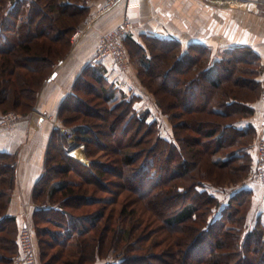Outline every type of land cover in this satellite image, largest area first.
<instances>
[{
    "label": "trees",
    "instance_id": "1",
    "mask_svg": "<svg viewBox=\"0 0 264 264\" xmlns=\"http://www.w3.org/2000/svg\"><path fill=\"white\" fill-rule=\"evenodd\" d=\"M88 2L0 0L2 115L36 111L45 84L72 50V36L89 13ZM130 38L125 39L130 57L144 80L156 82L155 95L165 101L160 97L159 106L173 136L164 137L157 119L136 108V96L128 97L100 67L89 66L60 112L65 125L77 133V144L85 146L89 163L72 157L67 141L52 143L34 192L39 207L33 220L43 264H94L111 253L115 261L110 264H132L139 257L130 244L146 252L140 242L151 239L133 235L130 223L137 222V210L132 208L142 202L157 214L161 201L167 209L158 211V230L178 237L171 242L167 235L162 240L169 242L167 250L148 251L139 262L264 264V220L258 216L248 226L254 193L239 189L255 164L251 149L258 130L240 123L256 114L255 104L262 97V57L250 46H237L211 63V50L201 44L184 51L178 41L147 36L145 48ZM105 129L112 147L110 163L103 164L92 157L108 148L102 140ZM17 171L18 155L0 152V264H12L19 253L20 227L9 213ZM72 172L81 181L70 179ZM109 173L125 182L118 185L122 192L134 196L126 195L119 212L111 207L113 197L97 198L87 187L104 191L100 186ZM234 181L241 182L226 186ZM78 201L102 207L78 214ZM43 223L57 230L43 228ZM55 248L49 256L48 249Z\"/></svg>",
    "mask_w": 264,
    "mask_h": 264
},
{
    "label": "crops",
    "instance_id": "2",
    "mask_svg": "<svg viewBox=\"0 0 264 264\" xmlns=\"http://www.w3.org/2000/svg\"><path fill=\"white\" fill-rule=\"evenodd\" d=\"M60 1L73 3L75 0ZM103 2L89 0V13L74 32H79V35L75 38L74 34L72 36V50L58 65L55 77L45 84L36 111L23 115L15 129H0V152L18 155L16 187L9 213L17 218L19 227L25 222L33 224L34 211L39 207L34 192L45 173L47 154L52 143L67 141L71 146L69 154L83 163H89L85 146L74 145L63 134V129L77 133L73 126L65 125L60 117L63 104L74 94L78 80L89 66L100 67L128 97L136 96V108L139 111L151 113L152 107L157 108L153 94L141 83L135 60H131L130 69L125 73L119 71L111 59L95 60L101 36L114 29L123 19L128 18L133 24L132 32L128 35L130 39L145 48L147 36L178 41L184 51L193 44H201L211 50V63H215L237 46H250L260 54L264 65V15L251 6L252 0H138L131 6L124 1L100 15L99 8ZM255 106L256 114L240 125L245 127L253 124L259 136L263 100L256 102ZM158 108L162 113L161 108ZM256 142L257 139L251 149L255 162ZM250 179L241 184L239 189L253 191L250 214L255 219L262 216L264 220V186Z\"/></svg>",
    "mask_w": 264,
    "mask_h": 264
},
{
    "label": "rangeland",
    "instance_id": "3",
    "mask_svg": "<svg viewBox=\"0 0 264 264\" xmlns=\"http://www.w3.org/2000/svg\"><path fill=\"white\" fill-rule=\"evenodd\" d=\"M254 2L251 3V6L252 7H255V10H258V12L262 15H264V2H260V1H257V0H252ZM1 8V6H0ZM126 46V45H125ZM127 49V47H126ZM128 51V50H127ZM129 54V52H128ZM129 57H130V54H129ZM131 57H130V63H131ZM138 71H139V68H138ZM175 74V73H174ZM263 75H264V68H263V71H262V74H261V79H263ZM139 76L141 78V83L143 84V86L145 88H147L152 94H153V98L155 100V102L157 103V108H153L152 107V112L150 113V120H154V119H157V121L159 122V127H160V131H161V134L166 137V138H172V134H173V127H172V124L171 122L169 121L168 117L163 114V112L161 113L160 109L158 107L159 106V98L161 97V95L159 96H156L155 95V91L157 89V85H156V82L152 81L148 83V81L144 80L143 77L140 75L139 73ZM163 94V93H162ZM162 99V97H161ZM262 99V97H261ZM260 99V100H261ZM163 100V99H162ZM163 103L165 104V101L163 100ZM176 110V109H175ZM174 110V111H175ZM141 112H144V111H141ZM176 112V111H175ZM21 114V113H20ZM162 114L164 117H162ZM23 116V115H22ZM189 116L186 115L185 117V120L188 119ZM100 122V121H99ZM104 132H102V140L108 145V148L105 149V150H101L99 151L96 155H94L92 158L95 160V161H98L100 163H110V157H109V153H111V147H112V143H111V139L107 136V129L105 130H102ZM77 135V134H76ZM78 137V135H77ZM258 139V137H257ZM74 145H77V141L74 143ZM197 147L198 150H200L201 153H203V149L200 148L199 146H195ZM199 152V153H200ZM87 160H89L87 158ZM255 165V164H254ZM253 170V171H252ZM252 170H251V175L249 174L247 177V181H249L250 178L253 179V172H254V167L252 166ZM82 173H86L87 175L88 172L87 171H84ZM69 178L72 179V180H75V181H81L80 180V177L78 176V174L76 172H72L70 175H69ZM89 178H93L92 176H89ZM106 181H105V185H102L100 187H103L105 190L104 191H96L97 189V186H93V185H90V186H87L89 189H91V194H93L95 197L97 198H101V197H113L115 199V203L111 206L113 209H115V212H119L121 209H122V206L124 204V200H125V197L127 194H131L133 196L132 193L128 192V191H123L122 192V188L118 185H120V183H125L124 181H121L117 175L115 173H109L107 176H106ZM251 180V179H250ZM254 180V179H253ZM241 182V181H240ZM238 181H234V182H228L226 184V186L228 187H234L236 184L240 183ZM244 182V181H243ZM245 183V182H244ZM127 184V183H126ZM214 191V190H213ZM218 195L223 198L224 196L220 193H218ZM134 198V196H133ZM136 199V198H135ZM76 201V200H74ZM81 202L78 201V206L80 207L78 210H74L75 213H78V214H81L83 211H97L99 208L102 207V204H94L92 206H89V207H85L84 204H80ZM111 209V208H110ZM132 209H135V211L137 210V215L135 216L137 218V222L140 221V226L136 223H130L131 226L133 225L134 228L132 229L133 230V235H136L138 236L137 239L141 238L142 235L144 234H148L149 237H151L150 240L148 241H145L144 244H141L140 242V247L142 245H145L146 248H148V250L146 252H143L142 250H139L138 248H136V246L134 245V242H132V244H130V248L133 250L132 254L135 255L136 257L138 256V260H136L135 262H132V264H147L149 263L147 261H144V262H139V260H143L144 256L146 253H148V251H151L153 250L154 253H157V254H162V252L164 250H167V247H169V242L168 241H163V239H165V237H167V235L170 237L169 240L174 241V239H177V235H170L168 234V232L165 230V231H159V227L162 226V222H161V219H160V216L158 215V212L159 209L160 211L163 210V212L166 211V202H160L159 204V207H155V211L157 214L153 213V212H149L144 204L141 202V203H137L136 206H134V208ZM146 209V210H145ZM56 217V216H55ZM140 219V220H139ZM119 222V221H117ZM254 222H255V217L252 216V214L249 216V219H248V226L251 228L252 226H254ZM130 224L129 223H126L124 224L125 227H128L130 229ZM137 224V225H136ZM32 227H33V231H34V234H35V242H36V246H37V251H38V258H39V261H40V264H43V261H42V258H41V255H40V244H39V235H38V232H37V229L35 227V224H34V221H33V224H31ZM41 227L43 228H52V229H56L54 226L48 224V223H43L41 224ZM119 227V223H118V226L117 228ZM47 240V238H46ZM141 241V239H140ZM161 242V244H157ZM153 246V247H152ZM138 247V246H137ZM58 248H55L54 250H51V249H48L50 250L49 252V256L55 254V252L57 251ZM131 250V251H132ZM114 253H111L109 254L107 257L105 258H102V259H99L98 262L94 263V264H110V263H113L115 260H114ZM142 257V258H141ZM15 258V257H14ZM172 260V259H170ZM168 260V261H170ZM173 261V260H172ZM152 264H163L162 261L160 260H153L152 259Z\"/></svg>",
    "mask_w": 264,
    "mask_h": 264
},
{
    "label": "built area",
    "instance_id": "4",
    "mask_svg": "<svg viewBox=\"0 0 264 264\" xmlns=\"http://www.w3.org/2000/svg\"><path fill=\"white\" fill-rule=\"evenodd\" d=\"M126 1L129 6L136 4L138 0H104L99 8L100 15L106 14L115 7ZM133 24L130 19L125 18L114 29L104 33L98 44L95 54L96 61L111 59L119 71L122 73L128 72L130 69V57L125 46L126 37L132 32ZM79 35V32L74 34V38ZM262 100L264 103V75L262 79ZM22 114L18 112H8L0 117V129H15ZM261 131L256 142L257 160L254 165L253 179L264 186V109L261 116ZM63 134L70 142L77 141V135L68 129H63ZM19 253L15 256L12 264H40L38 251L35 242V234L30 222H25L20 227L19 237Z\"/></svg>",
    "mask_w": 264,
    "mask_h": 264
},
{
    "label": "water",
    "instance_id": "5",
    "mask_svg": "<svg viewBox=\"0 0 264 264\" xmlns=\"http://www.w3.org/2000/svg\"><path fill=\"white\" fill-rule=\"evenodd\" d=\"M55 75H56V73H55V74H53L52 78H53V77H55ZM85 163H88V162L86 161Z\"/></svg>",
    "mask_w": 264,
    "mask_h": 264
}]
</instances>
